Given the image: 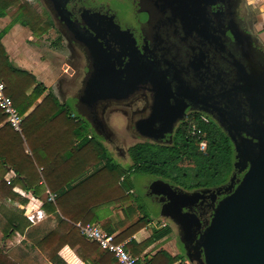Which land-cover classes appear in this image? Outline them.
<instances>
[{
	"label": "flooded vegetation",
	"instance_id": "1",
	"mask_svg": "<svg viewBox=\"0 0 264 264\" xmlns=\"http://www.w3.org/2000/svg\"><path fill=\"white\" fill-rule=\"evenodd\" d=\"M41 1L46 23L70 52L68 79L80 84L72 96L78 112L103 138H114L108 120L120 111L137 138L172 142L175 130H188L195 119L224 139L231 170L210 187L224 185L221 193L192 208L204 228L214 202L235 189L253 164L264 166V95L256 90L257 70L264 75V20L249 0ZM93 82L124 89L91 101L86 88ZM139 130L172 132L151 139ZM175 226L187 259L190 253L191 262L201 264L196 239L185 245Z\"/></svg>",
	"mask_w": 264,
	"mask_h": 264
},
{
	"label": "trees",
	"instance_id": "2",
	"mask_svg": "<svg viewBox=\"0 0 264 264\" xmlns=\"http://www.w3.org/2000/svg\"><path fill=\"white\" fill-rule=\"evenodd\" d=\"M14 4L18 5V14L10 24L0 30V78L4 80L6 92L12 97L19 112L24 114L33 102L43 95L47 87L32 71L12 63L2 43L3 36L16 22L35 30L34 23L37 19L27 2L0 0V16H5L7 8ZM27 17L30 18L27 19ZM43 25V28L34 31L35 34L41 35L48 30L49 24ZM58 42L59 40L54 42V45ZM65 106L66 104H61L56 94L50 89L36 108L24 115L23 136L15 132L9 123L4 122L5 114L0 109V203L1 197L11 200L19 199L22 204L28 203L29 200L22 193L14 190L13 181L8 182L5 178L9 169L14 170L18 175L25 170L40 180L42 176H47L49 170L53 173L57 172L58 157H62L68 164L73 161L80 163L75 182L48 181L42 184L44 188H48L49 192L56 194L54 200L46 198L42 206L46 211L55 213L58 225L56 229L34 240L33 246L37 245L54 264H69L60 254V250L65 246L76 248L85 264H118L109 251L100 248L96 242L86 240L75 223L77 221L95 222L97 210L133 196V184L129 179L132 173L155 175L184 189H199L201 182L187 184L182 181L181 174L193 171L197 177L210 175L214 178L213 182L211 185L204 186L211 187L222 184L231 170V150L224 139L216 130H205L207 127L204 123L195 119L189 121L188 130H175L172 142L145 140L131 145L128 153L132 163L125 167L112 157L101 139H95L90 122L81 115L78 118L69 114ZM51 120L52 124H50ZM193 124L204 131L203 137L208 141L205 151L199 148L200 139L192 133ZM51 130H68L66 136L69 140L63 142L64 152L52 153V159L57 164L53 163L49 167L43 165L42 173H40L38 166H41L43 157L36 151V147L46 146L48 143L46 136ZM35 132L39 134L33 137ZM24 139L32 153L26 152ZM50 143L56 142L52 140ZM223 151L225 156L222 155ZM173 171L176 173L174 174ZM115 175L122 178L123 187H119V191L111 196L108 184ZM24 185L27 189L35 188V192L37 191L36 183L26 181ZM133 211L129 216L133 217ZM150 220L149 216H141L132 223L133 226L131 224L122 234L117 235V239L122 240L138 231ZM125 222H120L119 225ZM28 225L22 213L14 214L7 218L5 235H12ZM171 232L172 228L168 224L154 227L152 233L141 241L131 239L127 243V248L133 255L139 256V264H186V256L172 255L163 248L155 253L145 252L150 245ZM0 264L17 263L11 260L0 247Z\"/></svg>",
	"mask_w": 264,
	"mask_h": 264
},
{
	"label": "rangeland",
	"instance_id": "3",
	"mask_svg": "<svg viewBox=\"0 0 264 264\" xmlns=\"http://www.w3.org/2000/svg\"><path fill=\"white\" fill-rule=\"evenodd\" d=\"M251 1L252 0H250L249 2L251 3ZM21 2H27L31 10H33L35 13L37 19L36 20L37 22L34 23L35 30L32 27L29 26L27 27L32 31L34 36H36L34 40L37 42L38 47L40 48L41 61H45L44 63L47 64V66L51 67L50 68L51 70L46 69L48 82H53L57 93L62 96L60 90H58V84H57L58 80L62 78L65 79L64 78L65 76L66 78L67 76H71L70 74H73V69H74L73 68L74 66H72V64H70L69 61L71 55L68 48L66 47L65 40L58 32H56V29L54 28L52 29L50 28V26L48 30L43 32L41 35L35 34L34 31L43 28L44 27L43 24L45 25L47 24L46 23L47 18L42 1L21 0ZM254 10L256 11V8H254ZM7 14L11 19H13L18 14V5L14 4L12 6H9L7 8ZM28 18L30 17H27V19ZM58 40L59 42L57 43V45H54V42ZM18 50H20V48L16 50V54ZM33 64H35L37 66L36 68L38 69L43 68V64H41L40 62L35 61L33 62ZM33 72L36 75H40L41 73L40 70H36ZM67 80H71V79L67 78ZM69 82L70 81L66 83ZM66 83L64 84L66 85ZM68 88L69 87H67V89ZM69 91L70 90H66V92H68L70 95L74 93L72 91L71 92ZM40 98L42 101L44 99V96L43 95L40 96L35 102H33L31 107H34L36 104L38 105V100ZM65 107L69 114L76 117L80 116L73 97L68 98ZM4 122L6 121L4 120ZM126 123H127L126 116L122 112L120 111L113 112L112 114H110L108 124L110 128L115 132L114 138L112 140L105 139L96 130H94L93 133L96 140L101 139L102 144L107 148V150L111 153L112 157L117 162H119L125 167H128L132 163L131 157L128 153V148L131 145L135 144L136 142L145 141L146 139L137 138L136 136H134L131 130H127ZM50 124H52V120L50 121ZM23 130H24V126H23ZM207 147H208V143L205 149H201L200 147L199 148L202 151H205ZM222 155L225 156L224 151ZM173 173L175 174L176 171H173ZM158 178L160 177L151 174L132 173L129 179L133 184L134 195L133 196L131 195V197L127 198L124 201L117 202L116 204L119 203L121 207L118 206V208L120 207L121 210L123 211L126 210L129 221L133 219L131 216H129L133 210H134L133 211L134 214H137V219H139L141 216L144 217L149 216L151 220L147 225L143 227L144 230L138 233L139 238L141 236H144V234L145 236L150 235L154 227L163 226L165 224L171 226L172 232L162 241L158 240L159 242L156 241L155 243L150 245L148 247L151 248L149 252H154L163 245L169 249H173L174 253L185 257V254L182 251L183 250L182 242H178L177 244L178 234L175 224L172 223L169 219L163 218L160 215L161 203L147 193V187L150 185V183L153 180ZM181 179L187 184L189 183L194 184L201 182V186L199 188H204L205 187L204 185L206 184L211 185L214 178L207 174L205 176L201 175V177H197L195 175V172L188 171L184 175L181 174ZM108 186L110 188L109 191L111 192V196L112 195L114 196V194L119 191V187H123L122 178H120V176L118 175H115L112 178V181L108 184ZM177 187L184 189L180 186ZM184 190L192 191L196 189L185 188ZM1 199L3 204L0 206V247L3 250V252L17 264H52V262L46 256L45 252L42 251L37 245L33 246V243L34 240H38L39 238H41L44 233L57 228L58 222L56 216L55 215L50 216L47 219H44L43 221L37 222L35 224L27 218L26 216L27 214H23L24 212L23 213L21 212L22 210L18 207V203H19L18 200L14 201L7 199L5 197H2ZM43 200L44 202L46 201V199ZM17 213H22L23 216L27 219L29 224L28 225L29 228L27 229L24 239L23 238L21 239L19 237V234L17 233H13L12 235L9 236L5 235V229H7V218ZM158 220H161V222L159 223ZM136 221L131 222V224ZM133 225L134 224H132V226ZM185 262L186 264H194L190 262L188 259L185 260Z\"/></svg>",
	"mask_w": 264,
	"mask_h": 264
},
{
	"label": "water",
	"instance_id": "4",
	"mask_svg": "<svg viewBox=\"0 0 264 264\" xmlns=\"http://www.w3.org/2000/svg\"><path fill=\"white\" fill-rule=\"evenodd\" d=\"M256 84L257 92L264 95L261 70H257ZM123 89L122 84L93 82L88 83L85 92L91 101H95L119 96ZM139 131L151 139L172 132ZM223 186L186 191L158 178L148 187L149 193L156 195L161 203L160 215L181 228L185 245L196 239L194 248L201 264H264V166L253 164L235 189L214 202L212 216L202 228V220L192 208L208 194L219 195ZM188 257L190 262L194 260L190 253Z\"/></svg>",
	"mask_w": 264,
	"mask_h": 264
},
{
	"label": "crops",
	"instance_id": "5",
	"mask_svg": "<svg viewBox=\"0 0 264 264\" xmlns=\"http://www.w3.org/2000/svg\"><path fill=\"white\" fill-rule=\"evenodd\" d=\"M252 1L251 3L249 2V6L253 9L256 8V11L255 10L254 11L256 12L257 18L260 17L261 20H264V0H252ZM11 22H12V19L9 17L8 14H6L5 16H0V30L6 25L10 24ZM35 38L36 36H34L32 31L27 26L19 22H16L10 27L8 32L3 36L2 43L4 44L12 63H14L15 65L19 67L26 68L32 72L36 70H40L41 72L40 75H36L34 72L33 73L36 75L38 80L42 81L47 87L46 90L44 91L43 96H45L47 92L51 89L56 94L59 101L61 103L66 104L68 98L73 96V94L70 95L68 92H66V90H70L69 92L71 91L75 92V90L79 88L80 84L78 81L75 82L71 80L66 81V82L70 81L69 83L64 82L66 83V85L64 83H61L62 80H65L69 77L71 78L73 77V76H67L66 78L65 76L64 77L65 79L62 78L58 80V83H57L58 90H60L62 96L57 93L53 82H48L47 80V70H51L50 69L51 67L47 66V64L44 63L45 61H41V51H40V48L38 47L37 42L34 40ZM19 48L20 50H18L16 54V50ZM35 61L43 64V68L42 69L36 68L37 66L33 64V62ZM67 87L69 88L67 89ZM40 101H41V98L38 100V103ZM36 106L37 104L34 107L30 106L29 109L26 111V113H24V115L34 110ZM67 132L68 130H51V132L46 136L47 137L46 140L48 141V143H46V146L42 145V148H40L39 146L36 147V151L41 153L42 154L41 156L43 157L41 161V166H38V171L42 173L41 170H42L43 165H47L49 167L53 163L55 164L59 163V168L58 170H56L57 171L56 173H53L51 172L52 170H49V173H47V176L46 177L42 176L41 177L42 179L40 180L37 179L35 176H33V174H30L29 172L25 170L22 172L21 175H18L12 169H9L8 172L5 174V178L8 180V182L13 181L14 190L22 193L24 197H27L29 199L28 203L26 204H22L19 201V199H15L16 201L17 200L19 201L18 207L22 210L21 211L22 213L24 212L23 214H28L36 210L43 211L42 218L39 219L37 222L43 221L44 219H47L48 217L55 215V213L53 212L46 211L44 207L42 206L44 203L43 199H46L49 196L48 188L47 187L44 188L42 184L48 181L75 182L77 180L76 177H78L79 170H80V165H79L80 163L78 161H73L71 164H68V162L65 163V160L62 157H58L57 163L54 162L52 159V153L54 151L64 152V148L62 147L63 142L65 140H69V137L66 136ZM38 134L39 132L33 133V137H36ZM52 140H55L56 143H50ZM25 148H26V152L32 153L27 141H25ZM26 181L36 183L38 186L37 191L35 192V188L27 189L24 185ZM2 204L3 202L1 199L0 206ZM118 206H120L119 203L97 210L95 214L96 220L94 223H97L105 230L114 232L117 235L122 234L125 230H127L131 222L136 221L138 219H137V214H134L132 217L133 219L131 221H128L127 219L128 215L126 213V210L123 211L120 209L121 206L119 208ZM123 221L124 222L126 221V222L123 225H119V223ZM37 222H35V224ZM35 224H32V225H35ZM28 228L29 226H26L23 230L15 231V233L19 234V237L21 239L22 238L24 239ZM143 230L144 229L141 228L138 231L126 236L122 240L130 241L131 239H136L137 241H141L142 239L149 236V235L145 236L144 234V236H141L139 238L138 233ZM165 237H163L159 241H162ZM161 248L167 250L172 255L176 254L174 253L173 249H169L163 245L159 247L157 250H155L154 252H149L151 248H147L145 252L155 253ZM60 254L66 261H68L71 264H85L84 261L79 257L76 248L65 246L61 249Z\"/></svg>",
	"mask_w": 264,
	"mask_h": 264
},
{
	"label": "built area",
	"instance_id": "6",
	"mask_svg": "<svg viewBox=\"0 0 264 264\" xmlns=\"http://www.w3.org/2000/svg\"><path fill=\"white\" fill-rule=\"evenodd\" d=\"M0 109L5 114V121L13 128V130L23 135V120L24 114L20 113L15 105L12 97L6 92V84L0 78ZM192 133L197 135L200 139L199 147L205 149L207 146V139L203 137L204 131L201 127L193 125ZM48 199L54 200L56 194L49 192ZM27 218L33 223L37 222L43 216L42 210L30 212ZM77 228L80 234L88 241L96 242L100 248L109 251L115 258L118 264H139V256L133 255L127 248L129 240H118L117 234L102 228L94 222L77 221Z\"/></svg>",
	"mask_w": 264,
	"mask_h": 264
}]
</instances>
